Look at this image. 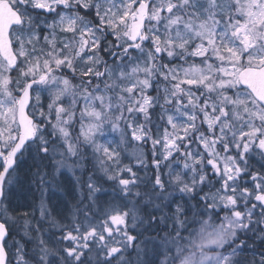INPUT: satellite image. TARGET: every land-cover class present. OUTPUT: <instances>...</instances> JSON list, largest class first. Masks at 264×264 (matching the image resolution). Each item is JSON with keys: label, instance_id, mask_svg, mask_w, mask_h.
I'll return each instance as SVG.
<instances>
[{"label": "snow or ice", "instance_id": "6c2138e0", "mask_svg": "<svg viewBox=\"0 0 264 264\" xmlns=\"http://www.w3.org/2000/svg\"><path fill=\"white\" fill-rule=\"evenodd\" d=\"M114 261L264 264V0H0V264Z\"/></svg>", "mask_w": 264, "mask_h": 264}, {"label": "rangeland", "instance_id": "374dc122", "mask_svg": "<svg viewBox=\"0 0 264 264\" xmlns=\"http://www.w3.org/2000/svg\"><path fill=\"white\" fill-rule=\"evenodd\" d=\"M47 95V94H45ZM47 101H45L46 103ZM116 137L118 139V135L112 133L107 136L108 140ZM130 139V134H129ZM139 147L135 142H130L127 145V150L124 152L125 158L123 159L124 164H129L134 162L133 152ZM48 173L46 179L49 181L48 184L45 185L47 192L45 195V200L47 206L51 212L52 218H54L59 224H68L71 221V218L75 212L73 205L74 202H77L80 199V186L77 183V178H80L81 170H76L74 173L69 171L67 168H62L59 171L54 167H49L45 169ZM23 181V188L20 191V195L22 197L30 196L33 192L35 185L32 183L31 178L24 179L21 177ZM39 182V178L37 177V183ZM39 197V194L37 195ZM75 200V201H74ZM39 213L37 212V215ZM51 227L50 225L45 226V228ZM54 232V231H53ZM59 232L55 229V234ZM60 232L57 233L56 236H59ZM62 247L64 245H61ZM31 247V245H29Z\"/></svg>", "mask_w": 264, "mask_h": 264}, {"label": "trees", "instance_id": "16d2710c", "mask_svg": "<svg viewBox=\"0 0 264 264\" xmlns=\"http://www.w3.org/2000/svg\"><path fill=\"white\" fill-rule=\"evenodd\" d=\"M149 157H150V153H149ZM91 170H92L91 167H88V170L87 171H82L81 174H80V178H82L84 181H87V177H88L89 172ZM141 174H143V173H141ZM103 187L107 190V194L106 195H101L100 199H101L102 202H104L106 205H110V206H113V207H115L117 205H121L123 203L122 201H120V199H119L118 196H113L112 195V187L113 186H112L111 183H105L103 185ZM205 191H208V189L205 188ZM85 193H86V189H85ZM80 199H81V196H80ZM129 199H132V198L129 197ZM178 199H179V196H177V200ZM78 201L77 202H74V205H73L74 210H75V208H76V206L78 204ZM192 203H194V201ZM131 208H132V205L131 204H128L127 205V209H131ZM120 210L121 211H124L126 209L124 207H120ZM138 215L141 216V217H143L144 216V211H140L138 213ZM131 223H132L131 218H129V225H131ZM52 231H54V233H55V229H52ZM57 233H59V232H57ZM57 233L55 235H57ZM133 234H135V233H133ZM144 235H146V236H148V235L154 236L155 235V232H145ZM240 239H246V237L244 235H241ZM248 243L251 245L253 243V240L252 239H248ZM257 243H259V242L257 241ZM113 264H115V261L113 262Z\"/></svg>", "mask_w": 264, "mask_h": 264}, {"label": "flooded vegetation", "instance_id": "af4514ba", "mask_svg": "<svg viewBox=\"0 0 264 264\" xmlns=\"http://www.w3.org/2000/svg\"><path fill=\"white\" fill-rule=\"evenodd\" d=\"M48 224H45V226H47Z\"/></svg>", "mask_w": 264, "mask_h": 264}]
</instances>
